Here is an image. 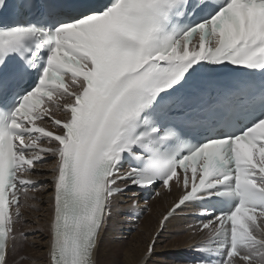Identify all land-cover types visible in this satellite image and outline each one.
I'll list each match as a JSON object with an SVG mask.
<instances>
[{
    "label": "snow or ice",
    "instance_id": "snow-or-ice-1",
    "mask_svg": "<svg viewBox=\"0 0 264 264\" xmlns=\"http://www.w3.org/2000/svg\"><path fill=\"white\" fill-rule=\"evenodd\" d=\"M174 189L138 264H264V0H0V264H105Z\"/></svg>",
    "mask_w": 264,
    "mask_h": 264
},
{
    "label": "bare ground",
    "instance_id": "bare-ground-1",
    "mask_svg": "<svg viewBox=\"0 0 264 264\" xmlns=\"http://www.w3.org/2000/svg\"><path fill=\"white\" fill-rule=\"evenodd\" d=\"M49 167H51V161L44 166V172L42 171V174L35 178L42 179L43 181H50L51 177L47 171ZM34 194L36 195L37 200L29 201V203L36 205L39 208L40 212H36V210L30 207L23 208L22 212L25 213L24 210L26 209V214H28L23 216V219L28 222L30 221L33 224L35 222L33 220L34 218L32 219V217H37L39 214H42L43 217L39 220L40 224L47 225L51 216L50 204L48 203L50 191H42V193L36 192ZM179 194L180 193L174 189L171 195L163 194L161 197L148 199L147 207L150 209V211H148L137 222V224H133L132 219H130L129 217H121V220L125 222L119 225L115 232H109L105 238V242L103 245L105 264H138L141 254L144 251L145 245L157 226V221L160 219L162 213H164V211L169 207V205H171L173 201L177 199ZM128 195H131V193H129ZM145 199V197L140 198L141 207H144ZM130 203V201L125 200L124 204L121 207L127 209ZM197 208L198 207L192 205L191 207L185 209L184 212L180 213L179 217H186L188 222H192V214L198 212ZM20 225L21 223L17 225V228L19 230H27L28 225L24 224V226L21 225V228H19ZM186 227L187 224L185 223V220L178 218L177 220L173 221L172 224L169 225L167 231L170 230V232L172 233H178ZM130 228H135V230L133 231V233L128 235V241L126 243H123L124 241L117 242V240L122 239V234L124 233V230ZM190 236L191 233H186L182 236L175 235L173 236V238L171 237L172 239L170 241L179 242L188 240L189 242H192ZM200 238V236L196 237L197 240ZM36 242V248H31L25 245V247L20 250L19 254L16 257V264H46V260L42 259L45 250L44 241L40 239L39 236H37ZM169 242H167L166 245L169 244ZM119 243L120 247H118ZM33 249H35V251ZM160 250L161 246H158L157 251ZM21 257H26V259L22 260Z\"/></svg>",
    "mask_w": 264,
    "mask_h": 264
},
{
    "label": "rangeland",
    "instance_id": "rangeland-1",
    "mask_svg": "<svg viewBox=\"0 0 264 264\" xmlns=\"http://www.w3.org/2000/svg\"><path fill=\"white\" fill-rule=\"evenodd\" d=\"M44 172V171H43ZM39 180H41V181H43L42 179H39ZM38 193H40V192H38ZM41 193H42V191H41ZM121 199H124V198H121ZM23 209V208H22ZM22 209H21V211H22ZM25 211V213H23L24 214V216L25 215H28V214H26L27 213V210L25 209L24 210ZM37 212V211H36ZM40 212V211H39ZM148 212V211H147ZM147 212H145L143 215H141L140 217H139V219H137L136 218V215L135 214H133V216H131L130 217V219H132V223L133 224H137V222L147 213ZM37 216V215H36ZM27 217V216H26ZM37 217H39V220L43 217L42 216V214H39ZM37 217H32V219L34 220V222L36 221V219H37ZM26 221V220H25ZM30 222V221H29ZM31 223V227H35V223H33L32 224V222H30ZM21 225H23L24 226V223H21ZM21 225L19 226V228H21ZM27 225V224H26ZM25 225V226H26ZM34 225V226H33ZM135 230V228H130V229H127V230H124V233L122 234V239H120V240H117V242H122V241H124L123 243H126L127 241H128V235L129 234H131V233H133V231ZM170 233V234H169ZM126 235V236H125ZM176 235V233H172V232H170V230H168V231H166L165 232V234H164V236L161 238V240L163 241L162 242V245H161V247L163 246V245H166V243L167 242H169L172 238H173V236H175ZM172 237V238H171ZM133 243V242H132ZM118 247H120V243H119V246ZM34 251H35V249H33ZM37 250V249H36Z\"/></svg>",
    "mask_w": 264,
    "mask_h": 264
}]
</instances>
